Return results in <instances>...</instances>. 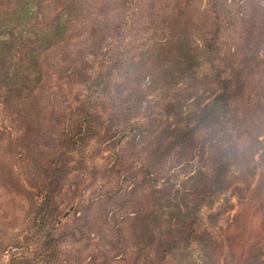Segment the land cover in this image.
Here are the masks:
<instances>
[{"label":"rangeland","instance_id":"374dc122","mask_svg":"<svg viewBox=\"0 0 264 264\" xmlns=\"http://www.w3.org/2000/svg\"><path fill=\"white\" fill-rule=\"evenodd\" d=\"M0 264H264V0H0Z\"/></svg>","mask_w":264,"mask_h":264}]
</instances>
